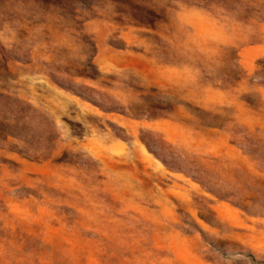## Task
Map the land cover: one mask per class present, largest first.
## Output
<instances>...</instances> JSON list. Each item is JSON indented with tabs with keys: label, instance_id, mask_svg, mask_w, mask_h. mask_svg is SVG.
Returning a JSON list of instances; mask_svg holds the SVG:
<instances>
[{
	"label": "rangeland",
	"instance_id": "1",
	"mask_svg": "<svg viewBox=\"0 0 264 264\" xmlns=\"http://www.w3.org/2000/svg\"><path fill=\"white\" fill-rule=\"evenodd\" d=\"M262 161L264 0H0V264H264Z\"/></svg>",
	"mask_w": 264,
	"mask_h": 264
},
{
	"label": "trees",
	"instance_id": "2",
	"mask_svg": "<svg viewBox=\"0 0 264 264\" xmlns=\"http://www.w3.org/2000/svg\"><path fill=\"white\" fill-rule=\"evenodd\" d=\"M91 74V73H90ZM91 76H95V75H91ZM7 99H9V98H7ZM246 151L250 154V155H252V157H254V158H258V156H257V151H251V150H249V149H246ZM262 162H264V161H262ZM246 210H247V208L246 207H244Z\"/></svg>",
	"mask_w": 264,
	"mask_h": 264
}]
</instances>
